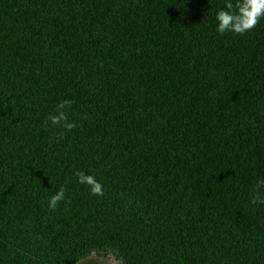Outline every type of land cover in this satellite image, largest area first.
Segmentation results:
<instances>
[{
    "label": "trees",
    "instance_id": "1",
    "mask_svg": "<svg viewBox=\"0 0 264 264\" xmlns=\"http://www.w3.org/2000/svg\"><path fill=\"white\" fill-rule=\"evenodd\" d=\"M225 3L0 0V264H264V18Z\"/></svg>",
    "mask_w": 264,
    "mask_h": 264
},
{
    "label": "clouds",
    "instance_id": "2",
    "mask_svg": "<svg viewBox=\"0 0 264 264\" xmlns=\"http://www.w3.org/2000/svg\"><path fill=\"white\" fill-rule=\"evenodd\" d=\"M225 8L216 14L218 22L217 31L220 34L233 32L237 35H244L251 31L264 18V0H226ZM74 101L65 100L57 107V114L51 115L48 119L52 125L62 126L66 131H72L77 125L70 122L68 116L64 112L65 107H70ZM47 123V121H46ZM74 175L77 177L78 183L86 185L90 194L93 196H103V186L95 179L94 176L86 174L83 171H76ZM264 188V180L257 183L256 189L252 197V203H264L260 189ZM65 188H60L49 200V210H55L60 202L65 199Z\"/></svg>",
    "mask_w": 264,
    "mask_h": 264
},
{
    "label": "rangeland",
    "instance_id": "3",
    "mask_svg": "<svg viewBox=\"0 0 264 264\" xmlns=\"http://www.w3.org/2000/svg\"><path fill=\"white\" fill-rule=\"evenodd\" d=\"M80 264H120L114 259H109L100 255H92L91 257L85 259Z\"/></svg>",
    "mask_w": 264,
    "mask_h": 264
}]
</instances>
